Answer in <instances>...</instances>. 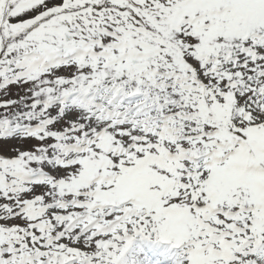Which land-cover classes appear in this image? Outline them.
<instances>
[{"label":"rangeland","instance_id":"rangeland-1","mask_svg":"<svg viewBox=\"0 0 264 264\" xmlns=\"http://www.w3.org/2000/svg\"><path fill=\"white\" fill-rule=\"evenodd\" d=\"M129 1L0 0V264H264V0Z\"/></svg>","mask_w":264,"mask_h":264},{"label":"trees","instance_id":"trees-1","mask_svg":"<svg viewBox=\"0 0 264 264\" xmlns=\"http://www.w3.org/2000/svg\"><path fill=\"white\" fill-rule=\"evenodd\" d=\"M130 0L129 2H131ZM136 3V2H134ZM174 5L169 4L167 8L160 5L158 7H152L148 10V16L150 19L154 22V25L157 29L161 30L162 32L168 33L171 28L174 26L176 22V16L178 15L179 11H174ZM78 6L71 7V8H63V9H55L51 11L50 13L41 14L39 17H37L34 21L31 22H25L21 24V27L23 29L30 28L32 26H37L36 23H43L45 22V18L48 15H51L52 19H50L52 22H60L62 20L65 21L64 27L70 26L72 23H74L75 20V12ZM26 27V28H24ZM136 26L134 23H131L129 21H126V24L124 26V32L126 36V50L129 54L132 55L134 58L137 56L140 51L139 47H142L141 53L144 54V61L146 63L150 62V66H152L153 60L156 58H165L167 55V50L163 49L158 39L155 37V33H152L150 29ZM172 59H177L175 57H171Z\"/></svg>","mask_w":264,"mask_h":264},{"label":"bare ground","instance_id":"bare-ground-1","mask_svg":"<svg viewBox=\"0 0 264 264\" xmlns=\"http://www.w3.org/2000/svg\"><path fill=\"white\" fill-rule=\"evenodd\" d=\"M73 94H76V93H73ZM82 96V95H80ZM70 100H73L74 102L77 100V98L75 97V95H71L68 99H66V101H70ZM1 128V126H0Z\"/></svg>","mask_w":264,"mask_h":264}]
</instances>
